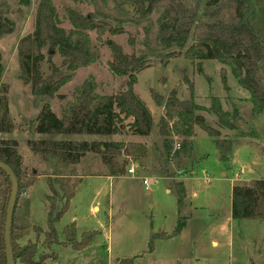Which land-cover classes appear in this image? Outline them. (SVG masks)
Instances as JSON below:
<instances>
[{"label":"rangeland","instance_id":"obj_1","mask_svg":"<svg viewBox=\"0 0 264 264\" xmlns=\"http://www.w3.org/2000/svg\"><path fill=\"white\" fill-rule=\"evenodd\" d=\"M39 1L0 0V20L12 28L11 33L0 35V83L9 85L8 106L15 125L10 133H0V138L17 141L26 174L14 215L18 223L29 227V232L18 243L36 242L32 226L47 230V177L53 179L54 174L67 173L81 179L67 211L55 223L58 239L66 240L63 230L72 222L76 241L88 231L96 235L88 246L76 250L60 244L46 248L41 243L43 234H39L37 253L53 251L57 255L55 261L49 259L47 264H121L127 258H133L132 264H264V219H234L231 215L233 186L244 184L250 188L253 181L264 180V110L240 84L232 63L203 61L199 70L196 63L183 56L193 44L191 38L181 49H163L156 42L161 11L143 18L133 0H50L60 27L66 32L72 29L64 14L66 7L106 29L121 31L116 35L107 32L100 40L94 32L89 33L93 61L76 70L49 100L56 116H66L86 82L93 84L96 100L128 87L127 76H118L109 68L108 44L116 43L125 54L147 60L148 67L136 75L131 88L155 120L148 136L131 133V118L122 119L120 132L113 135L39 134L29 126L40 111L39 100L19 78L17 58L18 42L34 31ZM201 1L203 8L208 0ZM252 2L256 4L258 21L264 23V3ZM51 63L59 67V55L55 54ZM49 65L45 55L41 66L44 75L50 73ZM172 90L178 99L197 105L196 112L220 132L218 138L232 142V151L223 160L214 138L198 126L187 137L177 133L172 128L173 120H169L168 135L159 134V120L165 109L163 103H155L153 95H160L164 101ZM26 126L29 129L23 131ZM28 140L134 141L147 145V153L137 161L127 158L124 174L108 176L109 167L96 152L86 151L78 162L66 167L56 158L43 160L35 155L27 146ZM176 143L181 144L179 149ZM118 159L123 161L125 157L120 155ZM129 168L133 173L128 172ZM143 179L148 181L147 189ZM177 183L184 187L180 215L185 218V225L176 236L155 239L149 252L152 233L171 234L176 226ZM16 264L24 263L18 260Z\"/></svg>","mask_w":264,"mask_h":264},{"label":"trees","instance_id":"obj_2","mask_svg":"<svg viewBox=\"0 0 264 264\" xmlns=\"http://www.w3.org/2000/svg\"><path fill=\"white\" fill-rule=\"evenodd\" d=\"M79 2L81 0H69ZM264 3V0H259ZM136 11L143 18L161 11L158 18L156 42L163 49H181L189 38L191 44L184 52L185 59L196 63L200 70L201 63L208 60H229L234 66L233 72L240 84L247 89L258 107L264 110V23L256 15V4L252 0H208L202 8L201 0H133ZM66 20L72 29L66 32L60 27L58 13L50 0H40L36 10L34 31L21 38L17 46L19 78L29 86L32 95L37 96L40 111L29 126L39 134H96L113 135L120 132L122 119L131 118V133L148 136L151 132L153 118L144 102L134 93L131 85L136 75L148 67L142 57L128 55L120 45L109 43L111 61L110 70L118 76H127L128 87L114 95L94 99L93 84L86 82L77 96L75 103L69 107L64 118H58L51 110L49 100L58 89L69 81L79 68L88 66L93 61L90 49L89 33L94 32L100 40L107 32L113 35L121 33L117 29H106L92 18L83 16L79 11L64 8ZM12 32L0 20V35ZM46 50V54H44ZM57 54L61 58L60 66L51 63ZM47 55L50 73L44 75L42 63ZM3 73L0 55V79ZM7 83H0V133H10L15 125L10 118L8 106ZM157 104H164L165 114L159 120V134L167 136L169 120L172 128L184 136H192L194 126H198L210 137L219 149L220 159L232 151L230 140L220 139L219 131L206 123L203 115L196 112L197 105L189 100H180L171 91L163 101L160 95H153ZM163 101V102H162ZM226 124V123H225ZM21 125V124H20ZM19 125V126H20ZM232 128L230 124H226ZM28 126L22 128L27 131ZM186 141V140H185ZM189 144V142H188ZM27 146L35 155L56 158L58 162L72 165L78 162L86 151L98 153L109 167L108 176L125 173L127 158L137 161L147 153V147L134 141H101L75 142L70 140H28ZM124 155L125 160L118 157ZM0 161L7 164L17 180V191L14 201L12 223L10 227V244L13 259L24 264H47L49 259L55 261V252L37 253V240L43 234L42 246L51 248L54 244L71 246L79 250L88 246L95 238L96 232L83 233L82 239L76 241V226L72 222L64 227L65 241H59L55 223L67 211L75 195L80 177L73 174H54L47 177L50 194L47 196L49 210L47 213V230L32 226L36 242L20 245L18 240L28 234L29 227L16 221L14 210L21 196L26 174L23 157L18 151L15 139L0 138ZM256 182V183H255ZM58 185V188L55 185ZM256 184V187H254ZM264 180L254 181L252 187L235 184L231 194V215L234 219H264ZM11 181L8 174L0 168V264H7L4 242V224L6 209L11 193ZM177 187V210L179 217L171 234L165 231L152 233L148 251L151 252L155 239H166L176 236L185 225V218L180 215L184 197V187ZM133 258L121 260V264H132Z\"/></svg>","mask_w":264,"mask_h":264},{"label":"water","instance_id":"obj_3","mask_svg":"<svg viewBox=\"0 0 264 264\" xmlns=\"http://www.w3.org/2000/svg\"><path fill=\"white\" fill-rule=\"evenodd\" d=\"M0 168H2L9 176L11 181V193L6 209V217L4 224V242H5V255L7 264H15L12 254V248L10 244V227L12 223L14 201L17 191V180L12 169L5 163L0 161Z\"/></svg>","mask_w":264,"mask_h":264},{"label":"built area","instance_id":"obj_4","mask_svg":"<svg viewBox=\"0 0 264 264\" xmlns=\"http://www.w3.org/2000/svg\"><path fill=\"white\" fill-rule=\"evenodd\" d=\"M180 146H181L180 143H176V148H177V149H179ZM128 172H129V173H133V169L129 168V169H128ZM143 184L145 185V189H147V188H148V181H147L146 179H143Z\"/></svg>","mask_w":264,"mask_h":264},{"label":"crops","instance_id":"obj_5","mask_svg":"<svg viewBox=\"0 0 264 264\" xmlns=\"http://www.w3.org/2000/svg\"><path fill=\"white\" fill-rule=\"evenodd\" d=\"M149 109V108H148ZM152 118H153V123H154V120H155V118H154V116H152ZM191 139V138H190ZM146 147H147V145H146ZM254 182V181H253Z\"/></svg>","mask_w":264,"mask_h":264}]
</instances>
